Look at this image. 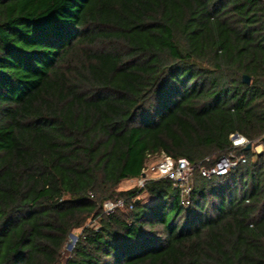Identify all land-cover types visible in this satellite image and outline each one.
I'll return each instance as SVG.
<instances>
[{
  "label": "trees",
  "instance_id": "16d2710c",
  "mask_svg": "<svg viewBox=\"0 0 264 264\" xmlns=\"http://www.w3.org/2000/svg\"><path fill=\"white\" fill-rule=\"evenodd\" d=\"M232 135L264 147V0H0V264H264V154ZM161 153L188 206L117 190Z\"/></svg>",
  "mask_w": 264,
  "mask_h": 264
},
{
  "label": "built area",
  "instance_id": "2783aa9c",
  "mask_svg": "<svg viewBox=\"0 0 264 264\" xmlns=\"http://www.w3.org/2000/svg\"><path fill=\"white\" fill-rule=\"evenodd\" d=\"M232 146L234 149L245 148L250 144L245 138L238 135H232L230 137ZM252 145V144H251ZM253 148V145H252ZM157 161L151 166L149 171L154 174L155 177L148 174V170L145 168L142 171L144 178L140 176L138 186L143 187L145 182L150 180H156L160 178H168L174 182V186L180 190L181 204L188 206L189 196L191 191V177L194 173V167L189 164L186 159L173 160L166 156L164 153L154 157ZM153 157L150 159L153 160ZM245 163L244 156H235L233 153L220 157L214 165L210 168L202 167L199 172L203 178L210 179L213 176H224L231 170L235 169L239 164ZM123 203L120 200L106 201L104 204V210L107 213H112L115 208L122 207Z\"/></svg>",
  "mask_w": 264,
  "mask_h": 264
},
{
  "label": "rangeland",
  "instance_id": "374dc122",
  "mask_svg": "<svg viewBox=\"0 0 264 264\" xmlns=\"http://www.w3.org/2000/svg\"><path fill=\"white\" fill-rule=\"evenodd\" d=\"M253 150L256 154H264V147L262 145H257V146H253V148L251 149ZM157 160L154 158L153 160H149L146 164V169L148 170V174L150 176H153L155 177L154 174H151V172L149 171V169L151 168V166L156 162ZM138 181L137 179H133V180H128V181H123L119 187H118V191H127V190H130V189H134V188H138ZM142 198L146 199V197L143 195ZM146 203H151V201L149 199H146L145 201ZM78 233L79 231H75L73 232L72 234L74 236H78ZM73 242L72 238L69 237L68 238V241L64 247V250H63V258L65 259L69 253L72 251V249H69L68 246ZM75 245V244H74ZM74 247V246H73Z\"/></svg>",
  "mask_w": 264,
  "mask_h": 264
},
{
  "label": "water",
  "instance_id": "95a60500",
  "mask_svg": "<svg viewBox=\"0 0 264 264\" xmlns=\"http://www.w3.org/2000/svg\"><path fill=\"white\" fill-rule=\"evenodd\" d=\"M242 82L244 84H250V78L247 77V76H243L242 77ZM252 149V145L251 144H248L246 147H245V150H251ZM142 178H144V174L141 175ZM70 237L72 238L73 242L68 246L69 249H72L74 244L76 243L77 241V236H74L73 234L70 235Z\"/></svg>",
  "mask_w": 264,
  "mask_h": 264
}]
</instances>
